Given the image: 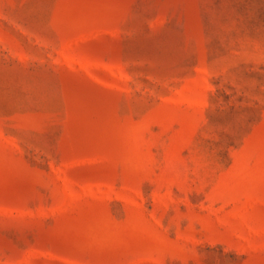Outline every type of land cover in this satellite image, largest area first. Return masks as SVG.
Instances as JSON below:
<instances>
[{"label": "rangeland", "instance_id": "obj_1", "mask_svg": "<svg viewBox=\"0 0 264 264\" xmlns=\"http://www.w3.org/2000/svg\"><path fill=\"white\" fill-rule=\"evenodd\" d=\"M0 264H264V0H0Z\"/></svg>", "mask_w": 264, "mask_h": 264}]
</instances>
